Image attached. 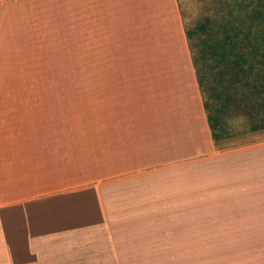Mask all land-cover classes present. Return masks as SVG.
<instances>
[{"label": "crops", "instance_id": "1", "mask_svg": "<svg viewBox=\"0 0 264 264\" xmlns=\"http://www.w3.org/2000/svg\"><path fill=\"white\" fill-rule=\"evenodd\" d=\"M70 1L141 4L146 19L166 8L180 22L177 0ZM44 2L0 0V41L25 34ZM19 58L0 94V264H264V153L124 186L112 170L97 174L95 141L88 161L75 158L63 93L33 90Z\"/></svg>", "mask_w": 264, "mask_h": 264}, {"label": "rangeland", "instance_id": "2", "mask_svg": "<svg viewBox=\"0 0 264 264\" xmlns=\"http://www.w3.org/2000/svg\"><path fill=\"white\" fill-rule=\"evenodd\" d=\"M237 1L177 0V22L166 8L146 19L141 4L47 0L42 18L22 20L25 34L0 41V94L22 54L33 90L63 93L75 158L87 160L95 141L97 174L112 170L124 186H151L155 173L230 169L233 156L264 153L255 137L264 129L212 141L185 31Z\"/></svg>", "mask_w": 264, "mask_h": 264}, {"label": "trees", "instance_id": "3", "mask_svg": "<svg viewBox=\"0 0 264 264\" xmlns=\"http://www.w3.org/2000/svg\"><path fill=\"white\" fill-rule=\"evenodd\" d=\"M227 9L185 31L215 143L264 129V0H238Z\"/></svg>", "mask_w": 264, "mask_h": 264}]
</instances>
